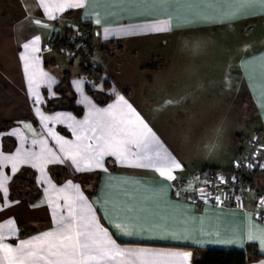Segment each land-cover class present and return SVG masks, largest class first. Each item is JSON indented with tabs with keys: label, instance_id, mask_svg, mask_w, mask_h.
Here are the masks:
<instances>
[{
	"label": "crops",
	"instance_id": "1",
	"mask_svg": "<svg viewBox=\"0 0 264 264\" xmlns=\"http://www.w3.org/2000/svg\"><path fill=\"white\" fill-rule=\"evenodd\" d=\"M82 22L93 31L82 58L50 45ZM96 55L121 57L117 73L138 80L103 78L113 91L82 115L48 104L67 85L71 95L76 61L90 56L101 79ZM259 134L264 157L261 0H0V264L25 245L36 254L24 264H195L206 248L264 264V171L227 206L173 193L194 173L231 169ZM33 174L35 186L15 180ZM77 239L111 258L50 255Z\"/></svg>",
	"mask_w": 264,
	"mask_h": 264
},
{
	"label": "built area",
	"instance_id": "2",
	"mask_svg": "<svg viewBox=\"0 0 264 264\" xmlns=\"http://www.w3.org/2000/svg\"><path fill=\"white\" fill-rule=\"evenodd\" d=\"M90 33L92 30L89 27H78L76 35L70 38L71 45L62 46L61 50L82 55L81 52L88 48ZM55 43L53 37L50 45L56 47ZM261 139V134L250 139L231 169L207 168L194 173L191 178L176 181L174 197L179 199L186 195L212 206H227V198H242L252 189L251 174L264 171V157L260 154ZM259 201L264 204V190L260 191Z\"/></svg>",
	"mask_w": 264,
	"mask_h": 264
},
{
	"label": "rangeland",
	"instance_id": "3",
	"mask_svg": "<svg viewBox=\"0 0 264 264\" xmlns=\"http://www.w3.org/2000/svg\"><path fill=\"white\" fill-rule=\"evenodd\" d=\"M76 32H77V29L76 28H71L70 31H68V36L72 37V36H75L76 35ZM220 36L222 37H226V38H230V42H232V37L233 35H236V36H243L241 34H233V33H229V32H223V33H220L219 34ZM244 37H246V35H244ZM92 43V41H91ZM227 43V42H226ZM231 44V43H230ZM227 45V49H228V43L227 44H223L222 46H225ZM59 50H61V47L58 48ZM63 51V50H61ZM89 51V48H86L85 52H88ZM64 52V51H63ZM68 53L70 56H77V57H80L82 58L81 55H74L71 51L69 52H66ZM125 51L122 53V56L123 57H126V56H130L129 54L128 55H125ZM117 56V55H116ZM146 59V56L144 54L140 55V54H136V64L139 63V62H142ZM85 60L89 63H86L82 66H80V64L78 63V61L75 62L74 66H72L70 69H71V74L69 75V79H70V83L72 84V87H73V93L74 95L77 97V104L78 105H86L87 103H89V101L94 97H96V99L98 100H105V99H108V95L109 93H111L114 89V86H113V89L112 90H103V86L102 85V80L103 78H110V79H114V81L116 83H118V81H126L127 83H131L133 81H136L138 80V77L139 75L136 73V76L135 75H131V74H125L124 72H120V74L117 73V69H116V64L118 62H121L122 61V58L119 57V60H117V57H115L114 59H109L107 57H100L99 55H96L95 56V61H98V63H104L105 65H103L104 69H106V73L101 77V79L98 78V73H96V70L94 69V62H92L90 60V56L85 58ZM92 65V68L90 69H87V66L88 65ZM107 64V65H106ZM137 70V69H136ZM137 72V71H136ZM87 73L89 75H87ZM109 73V74H108ZM89 85V88L88 86ZM65 86V85H64ZM69 89L68 87L66 86L65 88H62V91L61 93L65 96V94H67L65 96V99L63 97V100H66L67 101H61V102H47L48 104L52 105L53 107H60L62 105H66V106H70V102H69ZM68 96V97H67ZM30 110V109H29ZM30 113H31V110H30ZM6 125V124H5ZM63 132H65V130L62 128L61 129ZM13 143H14V140H13ZM58 173H61L59 175H62V177L64 176L63 172L62 171H57ZM28 178H31L30 177H27L26 175L23 176V178H15V180L17 181H25V182H28L30 180H28ZM25 189H31V188H28V187H20L16 193L17 194H21V191ZM35 198V197H34Z\"/></svg>",
	"mask_w": 264,
	"mask_h": 264
},
{
	"label": "trees",
	"instance_id": "4",
	"mask_svg": "<svg viewBox=\"0 0 264 264\" xmlns=\"http://www.w3.org/2000/svg\"><path fill=\"white\" fill-rule=\"evenodd\" d=\"M82 27H89L92 30V27L90 25L89 22H82L79 25V28ZM92 37H93V31L92 33H90V38H89V44H88V48H91V41H92ZM55 45L56 47H62L65 45H71L70 43V38L68 37H60V36H55ZM82 55H85V50H83ZM92 68V65H88L87 69ZM68 74V72L66 73V75ZM68 82V80H64L62 82V84H66ZM69 87H71L70 85H67ZM89 88V85H87ZM70 96H69V102H70V108L77 114V115H82L84 108L80 105H78L76 103L77 101V97L74 95L72 88H70ZM100 103H105L107 101V99L105 100H99ZM28 171H26L25 173H27ZM64 177V176H63ZM62 175L57 176V179L59 181L64 180L65 178H63ZM20 178V177H17ZM28 180H30L32 185H36L35 183V177L34 174L31 176V178H28ZM41 194H38V196ZM37 196V195H36ZM35 196V197H36ZM250 250L251 249H255L254 247L250 246L249 247ZM257 257H259V255H257ZM249 261V254L247 251L244 250H232V249H219V248H206L203 250H198L195 249V257H194V262L195 264H248Z\"/></svg>",
	"mask_w": 264,
	"mask_h": 264
},
{
	"label": "snow or ice",
	"instance_id": "5",
	"mask_svg": "<svg viewBox=\"0 0 264 264\" xmlns=\"http://www.w3.org/2000/svg\"><path fill=\"white\" fill-rule=\"evenodd\" d=\"M232 3L237 4H244L247 3L248 0H231ZM262 3H264V0H261ZM176 167H179V165H176ZM164 175V173H161ZM117 227H120V225H117ZM27 245H25L23 248L18 250L17 254H13L11 249H5V252L7 253V259L9 260L10 264H24L23 257L25 256H31L35 255L36 253L32 252L31 250H27ZM112 252L111 249L105 248L103 246H96L92 247L86 242L83 245H80L79 240L77 239L76 244L72 246L67 245H61L60 248L57 249L56 252H51L50 255L53 256H89V257H101V258H111L110 253ZM115 255H120L119 252H116ZM186 259V257H185Z\"/></svg>",
	"mask_w": 264,
	"mask_h": 264
}]
</instances>
